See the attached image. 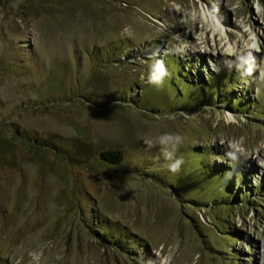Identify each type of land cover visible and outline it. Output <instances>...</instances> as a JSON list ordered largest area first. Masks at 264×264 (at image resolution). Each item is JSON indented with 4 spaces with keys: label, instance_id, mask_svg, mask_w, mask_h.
I'll use <instances>...</instances> for the list:
<instances>
[{
    "label": "rangeland",
    "instance_id": "rangeland-1",
    "mask_svg": "<svg viewBox=\"0 0 264 264\" xmlns=\"http://www.w3.org/2000/svg\"><path fill=\"white\" fill-rule=\"evenodd\" d=\"M0 264H264V0H0Z\"/></svg>",
    "mask_w": 264,
    "mask_h": 264
},
{
    "label": "clouds",
    "instance_id": "clouds-1",
    "mask_svg": "<svg viewBox=\"0 0 264 264\" xmlns=\"http://www.w3.org/2000/svg\"><path fill=\"white\" fill-rule=\"evenodd\" d=\"M168 75L166 68L162 62H157L149 72L147 77V83L156 87H162L164 78ZM183 137L178 133L165 132L159 135L155 141L152 139L144 140V144L148 149L158 147L164 161H166V167L168 171L173 174L179 173L184 160L182 157H177L176 152L179 150L180 145L183 143ZM159 159V157H157ZM38 259V257H33Z\"/></svg>",
    "mask_w": 264,
    "mask_h": 264
},
{
    "label": "trees",
    "instance_id": "trees-1",
    "mask_svg": "<svg viewBox=\"0 0 264 264\" xmlns=\"http://www.w3.org/2000/svg\"><path fill=\"white\" fill-rule=\"evenodd\" d=\"M183 73H184V72H183ZM227 73H228V72H227ZM185 75H186V74H185ZM192 75H193V74H191V76H190V74H189V78H191ZM175 77H176V76H175ZM180 77H181V74H180ZM198 77H199V76H198ZM185 79H186V77H185ZM197 79H198L201 83L204 84V82H203V80H202V76H200L199 78L196 77V79H194L193 83H195V81H198ZM173 81H174V80H173ZM205 81H207V82L210 84V83L213 82L214 80H213V78H207V77H206V80H205ZM186 82H190V81H188V80L186 79ZM215 82H216L215 85L217 86V84L219 83V81L216 80ZM193 83H191V84H193ZM187 84H190V83H187ZM186 87H187V86H186L185 84H183V88L186 89ZM219 87H220V89H219ZM224 87H225V84L222 85V86H218L217 90H218L219 92H220L221 90L223 91ZM228 87H230V86L228 85ZM207 89H208V86L206 87V90L203 91V94H202V95L207 94V93L211 94V92H210V91H207ZM211 96H212V95H211ZM236 102H238V101L235 100L234 98L231 99V103H232L233 105H234V103H236ZM123 157H124V154H123V152H121V151H111V150H107V151L102 152V153L100 154V158H101V160H103V161H105V162H108L109 164H113V165H117V164L121 163L122 160H123ZM230 187H231V185L227 186L226 188L229 190ZM223 189H224V187H223ZM238 196H239V195H238ZM246 198H247L246 194L244 195V194L241 193V194H240V200H239V201H240V202L245 201ZM233 200H237L236 197H234ZM115 247H116V246H115Z\"/></svg>",
    "mask_w": 264,
    "mask_h": 264
},
{
    "label": "bare ground",
    "instance_id": "bare-ground-1",
    "mask_svg": "<svg viewBox=\"0 0 264 264\" xmlns=\"http://www.w3.org/2000/svg\"><path fill=\"white\" fill-rule=\"evenodd\" d=\"M197 15L200 16L201 20L207 25L210 27V30H212V34L213 32H217V24L219 22L218 19H216V17L214 18L213 16H211L209 13H208V10H205V8L202 6L199 8V10H197ZM214 36V35H213ZM159 49L157 48L156 50H152L151 51V54H159Z\"/></svg>",
    "mask_w": 264,
    "mask_h": 264
}]
</instances>
